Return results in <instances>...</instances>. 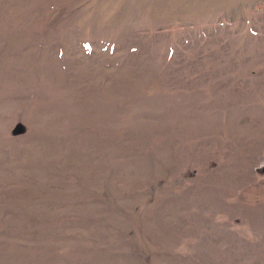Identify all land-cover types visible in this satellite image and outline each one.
Returning a JSON list of instances; mask_svg holds the SVG:
<instances>
[{
  "label": "rangeland",
  "instance_id": "obj_1",
  "mask_svg": "<svg viewBox=\"0 0 264 264\" xmlns=\"http://www.w3.org/2000/svg\"><path fill=\"white\" fill-rule=\"evenodd\" d=\"M0 264H264V0H0Z\"/></svg>",
  "mask_w": 264,
  "mask_h": 264
}]
</instances>
